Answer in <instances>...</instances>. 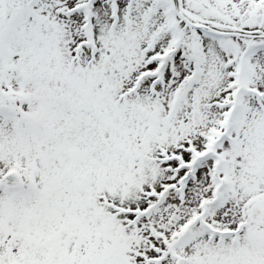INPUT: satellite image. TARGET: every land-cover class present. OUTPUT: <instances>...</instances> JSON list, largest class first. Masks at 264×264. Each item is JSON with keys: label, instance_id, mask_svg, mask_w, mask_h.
<instances>
[{"label": "snow or ice", "instance_id": "obj_1", "mask_svg": "<svg viewBox=\"0 0 264 264\" xmlns=\"http://www.w3.org/2000/svg\"><path fill=\"white\" fill-rule=\"evenodd\" d=\"M0 264H264V0H0Z\"/></svg>", "mask_w": 264, "mask_h": 264}]
</instances>
